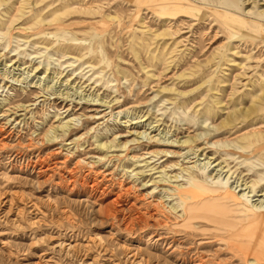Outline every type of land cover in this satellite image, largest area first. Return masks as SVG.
<instances>
[{
    "label": "rangeland",
    "instance_id": "374dc122",
    "mask_svg": "<svg viewBox=\"0 0 264 264\" xmlns=\"http://www.w3.org/2000/svg\"><path fill=\"white\" fill-rule=\"evenodd\" d=\"M242 192L264 0H0V264H264Z\"/></svg>",
    "mask_w": 264,
    "mask_h": 264
},
{
    "label": "bare ground",
    "instance_id": "6f19581e",
    "mask_svg": "<svg viewBox=\"0 0 264 264\" xmlns=\"http://www.w3.org/2000/svg\"><path fill=\"white\" fill-rule=\"evenodd\" d=\"M48 89V87H47ZM43 90V89H42ZM62 95V94H61ZM147 137V136H146ZM152 138V137H151ZM155 139V138H154ZM160 139V138H159ZM158 139V140H159ZM156 141V140H154ZM187 141H182V143H186ZM119 144V143H118ZM160 144V143H159ZM101 145V144H100ZM99 145V146H100ZM108 145V144H107ZM101 146H105L104 145H101ZM107 147V146H106ZM108 148V147H107ZM190 150V149H189ZM204 169V168H203ZM205 170V169H204ZM221 171V169H220ZM204 172V171H202ZM201 172V173H202ZM216 175V174H215ZM214 183L220 188L221 192L223 193V196L221 197L222 199H226L227 197L229 196H233L232 193L230 192V187L228 185H225V184H222V183H218V179L216 181H214ZM200 185V184H199ZM241 186L244 185L243 188H240L238 190V192L240 191H245L246 188H251V192L253 193L254 192V186L253 184L251 185H247V183H244V184H240ZM201 187V186H199ZM215 187V186H214ZM236 187V186H235ZM212 188V186H211ZM207 190V189H206ZM209 192V191H208ZM210 192H213V191H210ZM250 192V191H248ZM256 196H263L264 197V192L260 195H257L255 194ZM239 198H243V200L247 203V205L249 207H246L247 208V212L251 213V214H254V216L256 217V219H258L257 222H255L257 225H260L263 229H264V199H255V200H250L247 198V195L245 194V192H242L240 197ZM182 204H183V207H182V210L183 212H185V208H187V204H186V201H182ZM258 212V213H256Z\"/></svg>",
    "mask_w": 264,
    "mask_h": 264
}]
</instances>
